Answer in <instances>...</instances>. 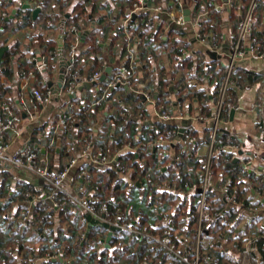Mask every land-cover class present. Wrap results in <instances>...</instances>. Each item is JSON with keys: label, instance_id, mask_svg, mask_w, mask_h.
I'll use <instances>...</instances> for the list:
<instances>
[{"label": "trees", "instance_id": "1", "mask_svg": "<svg viewBox=\"0 0 264 264\" xmlns=\"http://www.w3.org/2000/svg\"><path fill=\"white\" fill-rule=\"evenodd\" d=\"M6 1L1 5L3 10L13 5V1L7 3ZM211 2L213 0H177L175 7L179 11H183L185 7L191 10L193 7L191 21L201 19L202 14L207 11V18L199 20V26L203 34H215L216 45L221 46L225 38L223 20L220 10L213 7ZM243 2L246 5L242 10L244 15L251 0H243ZM114 3L120 7L118 18L122 21L117 23L111 19V16H106L98 19V24L104 25V22L111 20L112 24L107 23L104 27L107 29L113 25L115 37L126 36V31L131 37H141L142 43L134 48L133 42L131 51H135L142 65L134 62L130 85L118 84L107 90L104 98H102L103 92H100L98 102L90 107H81L76 111L67 108L62 123H67L68 130L62 138L60 155L64 157L68 155L67 159L71 160L88 150L100 160L116 158L117 161L113 165L102 162L97 165L90 163L81 168L79 175L82 171H86L90 179V182L86 180L84 182L85 196L94 200L97 208H101L104 204L108 205L117 222L132 221L139 228L147 227L158 232L173 227L172 230L177 232L180 239H187L191 244H195L199 229L201 189L207 162L206 156L199 155L198 147L202 143L210 144L212 128L206 129L204 137L195 131L186 134L182 138L188 144L185 150L181 143L160 144L158 142L160 136L166 135L168 131L174 133L168 141L173 139L178 141L179 129L164 121L145 125L148 113L141 107L147 103V100L142 95L145 91L139 87L137 73L139 69L146 72L150 68L151 59L159 58L156 53L163 47L167 52L169 65L167 67L160 65L159 76L156 72H150L148 75V79L152 81L150 95L156 93L160 99L159 109L163 106L169 108L170 102L166 98L171 94L172 84L184 99L189 101H193L194 98L199 99L202 104L199 117L213 116L219 95L215 94L217 100L216 98L210 100L203 90L197 88V82L203 81L201 74H206V64L201 59L194 62L193 57L189 55L192 47L184 41V35L179 29L168 30L162 24L153 27L151 15L146 12L134 15L126 26L124 25L134 9L136 0H83L72 12L73 26L83 33L84 27L80 25L82 19L89 21L90 15L94 17L97 15L98 7ZM55 5L59 11L52 8ZM66 7L64 0H46L43 12L36 22H32L30 16H25L24 20L29 27L36 26L40 21L43 28L56 32L67 14ZM87 7H90L89 13ZM111 13L112 11L109 10L110 15ZM4 25H6L5 19L0 17V28ZM65 28L70 29L71 26L66 24ZM238 32L239 29L235 30L234 40ZM253 37L259 49L264 50V0L258 1V7L253 13ZM103 51L100 42L93 39L88 42L87 50L79 58L92 62V73H105L108 64L102 55ZM13 55L8 50L2 51L0 70L6 68L8 71ZM42 55L47 64L46 71L49 72L58 62L57 44L54 40L47 43ZM129 58L130 54L126 59ZM126 59L123 58L122 61ZM75 70L74 68L72 72H76ZM169 70L173 71L171 79H168ZM208 70L215 71L217 77L214 75L212 79H217L219 90L225 79V68L214 66ZM30 72L35 76L42 73L35 66ZM238 72L232 74L231 83L243 88L245 84L253 82L251 73H244L242 79ZM117 74L118 68H113L106 81L102 82L104 89ZM65 78L63 91L67 92L71 81L69 72L65 74ZM3 89L0 86V91ZM37 90L44 95L50 91L47 85ZM234 95V89H229L226 105L223 108L224 119H228L227 104H233ZM77 104L81 105L79 101ZM0 115L4 120L9 116L7 104L2 103L1 100ZM62 123L52 129L55 140L60 138L58 134ZM8 134L4 132L6 143H9ZM220 134L217 146L222 149L229 135L224 131ZM191 139L195 141L190 143ZM33 148L41 155L38 146ZM56 154L57 147H50L49 158ZM228 157L230 153L223 149L212 160L210 178L213 188L206 193L201 221V229L207 243L202 247L201 256L202 259L210 257L213 261L204 264H257L249 253L247 235L243 240V237L237 233L236 224L242 221L237 214L241 211L240 208L254 207L250 199L252 190L264 196V181H258L249 172L243 174L240 164L234 161L226 164L225 159ZM177 158L180 159L179 162L176 161ZM37 165L55 169L51 161L41 163L38 160ZM66 166L65 162L61 169ZM79 175L76 184L82 183ZM41 185L45 194L37 202L34 199L39 196L38 193L29 187L13 189L8 181V174H0V264H34L37 258L42 259L48 253H55L57 249L64 251L63 261H42L37 264H169L171 261V255L160 246L139 240L127 232L93 219L87 213L80 212L66 193L69 192L67 188H65L66 192L56 191L45 180ZM215 189L232 198L239 208L235 209L237 205L233 204L227 206ZM49 195L52 197L49 198ZM31 202H34L33 213L24 221V214ZM55 202L60 204L58 209L54 207ZM219 213L223 216H217ZM166 218H172L171 222L168 223ZM229 224H232L231 229ZM255 224L250 226L253 228ZM110 233L113 235L107 246L106 240ZM83 235H85L84 241H82ZM253 235L254 233L250 237L253 238ZM259 235L260 240H255L256 248L262 258L260 264H264V233ZM229 254H234L237 260L234 261Z\"/></svg>", "mask_w": 264, "mask_h": 264}, {"label": "crops", "instance_id": "2", "mask_svg": "<svg viewBox=\"0 0 264 264\" xmlns=\"http://www.w3.org/2000/svg\"><path fill=\"white\" fill-rule=\"evenodd\" d=\"M8 1H13V5L3 10L1 5L5 0H0V14L6 13L9 15L7 18H4L6 25L0 28V54L2 51L8 50V52H12L14 55L11 57L12 62L8 67V71L6 68H1L0 70V86L4 88L0 91V100L2 103L5 102L7 104L9 117L13 116L20 119V122L17 123L13 129L8 131V136L10 137L8 143L9 155L14 156L19 154L27 144H31L33 147L38 146L39 149H41L39 161L41 163L51 161V163L55 165V169L59 170L62 168V165H64L65 162L68 163L70 159H67L68 155L67 157L60 155L63 141L53 139L52 129L62 123L65 118L66 110L67 108L68 110L70 109L69 105L71 103L75 105V108L71 110L76 111L81 107L95 105L100 98L97 84L89 81L94 74L92 73L93 64L90 61L79 58V56L87 50L88 42L90 43V41L95 39L100 42L101 48L104 49L102 55L108 64L107 68L111 67L113 70V68H118L119 64L122 63V59H126L131 53L132 42H129L127 36L124 35L115 37L113 25L112 27L105 29L104 25H107V23L108 25H110V23L112 24L111 20L104 22V25L98 24V19L106 16H111V19H114L117 23L122 21L121 18H118L120 7H118L116 3L104 7H98L97 15L95 17L90 15L89 21L82 19L80 25L84 27L83 33L81 35L80 44L73 53L72 47L75 43L74 36L69 35L66 38H62L61 32L66 27V24L70 25L71 28L76 27L73 26L74 15L72 12L83 0H64L67 5V14L61 21L59 30L56 32H51L49 29L46 30L43 28L40 21L37 22L36 26L29 27L24 20L25 16H30L32 22H36L43 12L46 0H7L6 3ZM176 1L177 0H149L147 3V9L136 15L145 12L149 13L152 18L151 23L153 27L162 24L163 26H166L168 30L172 28L176 29L177 27L171 24V21L165 13H159L156 11L157 8H163L164 10L168 9L182 13V10L179 11L176 9ZM233 3V7L230 8L231 5L229 6L226 0H213V2H211L213 7L218 11L220 10L225 34L224 41L221 46H218L219 48L217 50H215L213 46L204 44L196 38V34L200 30L197 21L187 23L182 29L177 28V30L179 29V32L184 35V41L191 45L192 51L189 55L193 57L194 62H198L199 59H201V61H204L206 64V74H201L203 76V81H201V83L197 82V88L203 90V92L209 96L210 100H214V98L217 97L215 94L218 93L219 95V90L225 82L226 66L230 61L234 33L235 30L238 31L239 29V24L241 23L242 18L241 16L243 15L242 10L246 7L243 0H233ZM25 4H36V7L41 8L40 13L34 16L33 10L23 9ZM52 8L59 11V8L56 5ZM87 8L89 13L90 7ZM192 9L193 7L191 8V16L193 14ZM14 10H17L15 18L8 20ZM109 10L112 11L111 15L109 14ZM206 12L202 14L201 19L207 18L206 16L208 15ZM18 15L20 16L18 17ZM232 16H237L238 18L235 19ZM85 33H87V35L84 37ZM52 40L57 44L58 62L51 71L48 72L44 70L40 75H34V78L29 79V72L34 70V66L37 67L38 64L41 63L44 58L42 52L46 49L47 43ZM161 48L162 49L158 50L156 53L158 54L159 59L156 61V59L152 58L150 61V68L147 69L146 72L139 69L137 73L139 87L145 91L150 100H153L158 96L156 93H154L153 96L150 95L152 81L150 78L148 79L149 73L156 72L159 76V73L161 72L160 65L166 67L169 65L167 52L163 47ZM72 54L76 56L75 71L82 77V81L77 84L75 93L70 94L68 91L64 92L61 88L52 96L51 101L48 104L39 106L37 110L25 108L22 102L26 101L28 96H32L33 90H36L37 88L42 89L46 85L51 90L58 87V84L61 81L62 70H66ZM135 61L139 65H142L140 59L136 55L134 58V62ZM214 66L216 68L218 66L225 68V79L219 90L217 87V79H212L214 75L216 76L215 71L208 70L209 68H214ZM237 72L241 75L242 79V76H245L246 73H251L253 82L245 84L243 88L231 83L230 89L233 88L235 94L233 96V109H235L236 112L234 117L231 118L232 109L229 111L228 119L223 118L218 137L219 135L221 136L220 132H226L238 146V152L234 162L241 166L244 161L251 160L252 167L249 174H253L255 177L259 175L258 181H264V57H259L246 52V54L238 61L237 67L233 73L236 74ZM172 74V70H169L168 79L172 78ZM196 75L198 76L199 73ZM147 88H149L148 91L145 90ZM4 90H6V93H4ZM170 96H172L173 99H176V103L174 102V106L172 105L171 110L167 108L175 117L169 123L178 127V141L191 131H195L201 137H204L206 129L212 128V122L210 118L198 116L202 107L199 99L194 98L193 101L184 99L180 91H177L174 84L171 85ZM77 101L81 103L80 106H78ZM209 104H211V106L213 105V103ZM141 108H145L148 113V118L145 119L144 122L145 125L161 121L158 116V112L160 111L158 106L147 101V103L144 106L142 105ZM0 117L2 118L1 115ZM181 130L183 131L181 132ZM218 141L219 138H217V142ZM52 146L57 147V154L52 158H49L48 150ZM208 152V144L202 143L198 147V153L200 156L207 157ZM76 158H78L79 161L70 171L65 181V188L72 193L76 189V180L79 171L85 164L91 163L87 157L77 156ZM2 173L8 174V181L11 183L13 189H25L26 187H29V189L38 193L39 196L34 199L37 202L40 201L41 196L45 194L41 185L44 179L40 178L33 172L22 170L11 164L0 161V174ZM250 199L252 200L254 207L240 208L241 211L237 213L238 217L242 218V221L238 224L237 233L243 237V240H245L246 234L254 233V239H246L248 240L249 246L255 248L253 251L249 250L250 255H252L257 264H260L262 258L256 248L255 240L260 236L259 233H264V196L259 192L252 190ZM236 208H239V206H235V209ZM253 224H255V227L252 228L250 225ZM229 255L234 261L237 260L234 254Z\"/></svg>", "mask_w": 264, "mask_h": 264}, {"label": "built area", "instance_id": "3", "mask_svg": "<svg viewBox=\"0 0 264 264\" xmlns=\"http://www.w3.org/2000/svg\"><path fill=\"white\" fill-rule=\"evenodd\" d=\"M148 1L149 0H136V3L134 4V9L130 12L128 20H126V22L124 23L125 26L131 20V17L147 9ZM258 1L259 0H251L246 12L241 18L238 35L236 39L233 40L231 45L230 61L226 66V79L222 88L219 90V100L214 108L213 116L210 118L212 122V135L209 144V152L205 167V178L203 182V187L201 189L202 199H201V205L198 215L199 229L195 244H191L187 239H180L177 235V232L172 230L173 227L167 228L162 232H158V231L150 230L147 227L139 228L137 224L132 221L117 222V218L116 219L113 218V215L108 205L104 204L101 206V208H97L96 205L94 204V200L85 196L86 184L84 182L85 180L86 182L87 181L90 182L89 175L87 174L86 171H82L80 173L79 177L82 178V183H78L76 185L75 192L73 193L66 192L65 181L70 171L77 165L79 161L78 158H73L69 160L65 168L56 170V169H50L47 166L37 165L39 160V154L38 152H36V150L33 148L31 144H27L19 154L10 156L9 144L4 141V132H8L9 130L13 129V127L20 122V119L17 117L8 116L6 117L5 120L0 117V161L5 162L7 164H11L19 169L33 172L40 178L44 179L49 185L53 187L54 190L66 192L69 198L74 202V204L80 210V212L89 214L93 219L105 223L110 227H114L116 229L127 232L132 236L138 238L139 240L154 243L160 246L168 254L171 255L172 259L169 262V264H176V263L204 264L205 262L213 263L210 257L202 259L201 256L202 247L206 243L205 242L206 238L203 235L201 229V221L205 207V197L207 191L213 188V183L210 178L213 158L221 150L226 149L230 153V157L225 159V163L228 164L231 163V161H235L236 154L238 152V146L234 143V140L230 136L226 138V144L222 147V149L219 146H217L218 133L221 129V123L223 120L222 117L223 108L226 105V98L228 95V91L231 87V76L237 67L238 61L246 54V52H249L259 57H264V50L259 49L257 45V41L253 37V13L258 7ZM227 3L229 4V6L231 5L230 8L233 7L234 5L233 0H228ZM156 11L159 13L161 12L165 13L168 16L169 20L171 21V24L177 28L182 29L183 26L187 24L183 12L182 13L176 11L173 12L168 9L164 10L163 8H157ZM0 15L2 19L7 18L9 16L6 13H2ZM198 23L199 21L197 20V24ZM201 30L202 29L200 28L199 32L196 34V38L204 44L213 46V48L217 50L219 48L218 45H216L217 36L213 33L203 34ZM69 35H73L75 39V43L72 47L74 53L78 45L80 44L82 33L76 27H72L70 29L64 28L61 37L66 38ZM126 36L129 42L132 43L134 42L135 45L133 46L134 48H136V46H139L142 43L141 37L132 38L127 31H126ZM134 58H135V51H131L129 60L126 59L119 64L118 74L106 85L105 89L102 85V82L100 81V78L104 73L96 72L93 74V76L91 77V79H89V81L97 84L98 91L103 92L102 98L105 97L107 90L116 87L118 84H122L125 86L131 84ZM75 63H76V56L72 54V57L68 62V66L66 68V73L69 72L71 78L70 89L68 91L70 94L75 93L77 89V84L82 81V77L77 72H72L75 68ZM46 69H47V64L45 62V59L43 58L41 63L38 64L37 70L39 72H42ZM32 78H34V74L29 73V79ZM62 83L63 86L66 83L65 75ZM54 94H56L55 91L51 89L50 91H48L47 95H44L41 91L36 89L33 90L32 96L31 95L28 96L27 100L22 102V104L27 109L29 108L30 110L32 109L37 110L39 106L48 104L51 101V98ZM142 95L146 98L147 101H150L153 105L158 106V103L160 102V99L158 97L153 100H150L149 96L145 92H143ZM166 100L170 102L169 109L171 110L172 105L174 106V102L176 103V99H173V97L169 95L166 98ZM227 106L229 108V111H231L234 108L232 103H228ZM69 108L73 109L75 108V105L71 103L69 105ZM158 116L161 119V121L164 122H170L175 118L174 114L172 112L170 113L168 109L164 106L158 112ZM67 130H68V125L67 123L63 122L61 125V131L58 134L60 136V138H58L59 141L62 140ZM173 136H174L173 131H168L166 135L160 136L158 142L160 144L181 143L182 145H184V150H185L186 147L188 146L186 141H183L182 139H180V141H177L175 139L168 141V139H171ZM194 141H195L194 139H191L190 143H193ZM164 154L167 153L164 152ZM79 157L89 158V161L94 165L100 164L101 162L104 164L113 165L117 161L116 158H110V159L103 158L102 160H100L97 156L92 155L88 150L80 154ZM176 161L179 162L180 159L177 158ZM240 167H241V172L243 174H246L247 172L250 171L252 167V161L246 160L242 163ZM255 178L258 179L259 175H257ZM215 192L218 194L219 198L225 202L227 206L236 204V202L232 198L225 195L223 192L218 191L216 189ZM50 197H52V195H49V198ZM59 206L60 204L55 202L54 207L58 209ZM33 207H34V202H31L24 214V221H26L29 218V216L32 215ZM217 216L221 217L223 215L222 213H219L217 214ZM171 220L172 218H166V221L168 223L171 222ZM84 239H85V235L82 236V241H84ZM63 255H64V251L62 249H57L55 253H48L40 260L41 262L42 261L57 262L62 260Z\"/></svg>", "mask_w": 264, "mask_h": 264}, {"label": "water", "instance_id": "4", "mask_svg": "<svg viewBox=\"0 0 264 264\" xmlns=\"http://www.w3.org/2000/svg\"><path fill=\"white\" fill-rule=\"evenodd\" d=\"M226 1H228V0H226ZM23 9H25V10H26V9H27V10H33L34 16H36V15H37L38 13H40V11H41V8H40V7H36V4H25V5L23 6ZM16 13H17V10H14V11H13V14L8 18V20H10V19H14ZM183 15H184V17H185V21H186V23H191V10H190L188 7H185V8H184V10H183ZM61 33H63V30H62ZM87 33H88V32H87ZM87 33H85L84 37L87 35ZM61 41H62V40H61ZM61 43H62V42H61ZM111 71H112V68H111V67L107 68L106 71H105V73L101 76L100 81H101V82H105L106 79H107V77H108V75H109V73H110ZM65 74H66V70L64 69V70H62L61 81L59 82L58 87L55 88V89H53V90L55 91V93H57L61 88H63V83H62V81H63V79H64V75H65ZM235 112H236L235 109H233V110L231 111V118L234 117ZM182 131H183V130H181V132H182ZM112 235H113V234L110 233V234H109V237H108L107 240H106V242H107V246H109V243H110V241H111V236H112ZM60 261H63V260H60Z\"/></svg>", "mask_w": 264, "mask_h": 264}, {"label": "rangeland", "instance_id": "5", "mask_svg": "<svg viewBox=\"0 0 264 264\" xmlns=\"http://www.w3.org/2000/svg\"><path fill=\"white\" fill-rule=\"evenodd\" d=\"M218 35V34H217ZM217 43V42H216ZM156 59V61L159 59V58H155ZM226 220V219H225ZM232 224H229V228L231 229L232 227ZM236 228H238V223L236 224ZM247 235V239L248 238H251L250 236L252 235V233H250V234H246ZM260 237H258V240H260L259 239ZM251 241V240H250ZM206 242V241H205ZM207 243V242H206ZM235 244H237V241L235 242ZM250 251H253V249H255V248H252L251 246H249V248H248ZM255 252H257V251H255ZM252 256V255H251ZM36 261H38V262H41V260H40V258H37L36 259ZM34 264H37V262H35Z\"/></svg>", "mask_w": 264, "mask_h": 264}]
</instances>
